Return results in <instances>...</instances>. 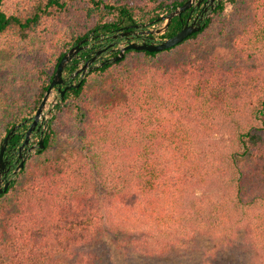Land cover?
<instances>
[{"label": "trees", "instance_id": "1", "mask_svg": "<svg viewBox=\"0 0 264 264\" xmlns=\"http://www.w3.org/2000/svg\"><path fill=\"white\" fill-rule=\"evenodd\" d=\"M187 1L0 0V38L18 51L0 50V71L7 62L12 69L0 82V142L36 113L81 41L156 21ZM228 6L250 19L236 39L242 57L169 66L167 55L184 45L231 34ZM187 15L163 38L178 34ZM101 89L111 100L94 106ZM56 111L35 174L0 196V264H111L94 245L111 233L124 235L128 262L161 264L200 238L232 245L242 232L264 264V0H222L200 32L89 72ZM65 130L78 133V147L54 159ZM29 170L25 163L19 176ZM222 243L213 248L219 257Z\"/></svg>", "mask_w": 264, "mask_h": 264}, {"label": "rangeland", "instance_id": "2", "mask_svg": "<svg viewBox=\"0 0 264 264\" xmlns=\"http://www.w3.org/2000/svg\"><path fill=\"white\" fill-rule=\"evenodd\" d=\"M223 17L226 21H235L234 25L232 24L231 27V34H229L224 39H219L215 36H206L203 43L199 46H193L191 45V43H188L187 45H184L183 47L177 49V51H174L172 54L167 55V59H170L168 65L171 66L173 64H180V62L189 63L195 60L194 58L196 57L211 58L219 62L224 61L228 58H241L242 52L236 48V39L240 34L241 29H243V27L247 24V22L250 21V19H247L243 15H240L239 11H237L232 6H228L226 8ZM157 24L155 25V28H160L164 26L165 23L163 22V25ZM156 36L163 37V35ZM0 50H6L7 56L10 57H13L18 54L17 49L11 44L7 43L5 38H0ZM21 64L22 60L19 61V65ZM11 71L12 69L10 67V63L7 62L0 71V82H2L3 77L9 75L8 73H10ZM64 76L67 77L68 74H65ZM78 82L79 80L76 81L74 84H77ZM29 90L33 92V86L30 87ZM112 95L113 92L102 89L97 90L94 96L92 97V102L94 106L105 105L111 100ZM57 98H59V93L57 92V90H54L51 94L46 109V116L49 119L47 128L50 124L51 119L57 113L56 107L61 103L60 102L58 105L52 107V104ZM34 115L30 118H33ZM59 138L60 139L58 141V144L56 145L55 149L51 154L54 159L62 158L67 154V152L78 147L77 132H72V130H65L60 133ZM39 140L40 136H35L33 141L37 145ZM1 144L2 143L0 142V147ZM36 153L37 151L26 160V163L30 168L26 175L20 177V174H18L13 181L18 180L20 178L19 181L23 184L24 182L32 178V176L35 174L36 167L40 162L39 158L35 157ZM10 204L13 207L14 201L10 200ZM15 211L16 207L14 206L11 209V212L15 213ZM243 238L244 235L242 232L241 235H239L236 239L232 241L234 242V244L232 245H227V242H224L225 244H223L219 239L216 238L214 240L200 238L196 242H194L189 248H187L186 253H180V258L175 257L174 259H169V261L171 262L164 261L161 264H203L207 261V259H210L216 263L222 261V264H260L261 260L258 255L254 258L253 253L248 251L247 246L245 245L244 247L242 245ZM125 242L126 239L124 235L111 233L106 235L105 237H102V239H100L94 245L96 249H98L104 255V257L109 256L111 258V264H132L131 262H128L129 255L127 254V250L125 249ZM218 242L222 243L220 245L222 246V248L220 249V257L219 255H216L217 250L213 251V248Z\"/></svg>", "mask_w": 264, "mask_h": 264}, {"label": "water", "instance_id": "3", "mask_svg": "<svg viewBox=\"0 0 264 264\" xmlns=\"http://www.w3.org/2000/svg\"><path fill=\"white\" fill-rule=\"evenodd\" d=\"M222 2V0H218V4H220ZM193 5V0H188L183 6L179 7L178 9H176L175 11L171 12L170 14L163 16L161 18H159L156 21L150 22L148 24H145L144 27H148L149 30L147 32L148 35H164L166 33V31L168 30L172 20L176 17H182V15L188 11L191 6ZM217 6L213 7L212 10L210 11V13L206 16L205 19L201 18L199 22H194L192 25H186L182 28V30L176 34L175 36L169 38V39H165L159 43H130L128 46L124 47L119 55L115 56L114 58L98 65V66H94V67H89V63H86L82 68H80L79 70H77L74 75H80L81 76V81L75 85H69L67 86L65 89H62L61 87L65 84V70L68 68V66H70L72 64V62H74L75 60H78L80 58V54L85 51L86 49H88V46H86V44L89 42V39H85L83 41H81L77 46H75L74 48H72L68 53L65 54V56L62 58V60L60 61V63L57 66L56 72L54 74V77L52 79V82L46 92V94L44 95V98L40 104V106L38 107L35 115L33 118H30L26 121H24L23 123L17 125L16 127H14L9 133L8 135L4 138L1 147H0V196L5 194L9 187L11 186L13 180L15 177H17V175L19 174V172L24 168V165L26 163V160L33 154L35 153L37 150H42L44 149V137L47 131V124L49 123V119L46 116V109H47V105L49 102V99L51 97V94L54 90H57V92L59 93V98L55 99V102L52 104V107L58 105L65 97L66 93L74 88V87H79L81 82L83 81V79L86 77V75L93 71L96 70L100 67H103L107 64L110 63H115L118 62L120 60H122L126 54V52L128 51H147V52H151V53H158V52H162L165 50H169L171 48H174L175 46H178L179 44H181L182 42H184L186 39H188L190 36L200 32L202 30V28L205 27L206 25V21L209 19V17L211 16L212 12L216 9ZM159 22H164V26L160 27V28H155V25ZM91 62L95 61V58L90 60ZM30 120H32V126L31 128L28 130L27 134H26V141L24 145H27L30 141V138L32 136V131L34 130V127L36 125H38V123L40 121H45V128L44 131L42 132L41 136H40V140L37 143V145L32 146L29 149V155L20 163V165L17 167V169L13 172L11 178H8V172L10 171V169H8L7 167V161H6V153L8 151V148L10 146V143L13 139V137L17 134L18 130H20L22 127H24Z\"/></svg>", "mask_w": 264, "mask_h": 264}, {"label": "flooded vegetation", "instance_id": "4", "mask_svg": "<svg viewBox=\"0 0 264 264\" xmlns=\"http://www.w3.org/2000/svg\"><path fill=\"white\" fill-rule=\"evenodd\" d=\"M218 0H193V5L191 8L186 11L188 12L186 21L183 23V27L188 25H192L195 21L199 22L201 18L205 19L206 16L210 13L213 7L218 6ZM181 7V6H180ZM217 8V7H216ZM185 12V13H186ZM149 28L144 27V25H127V26H120L117 30H114L109 35H100L97 37H92L89 39V42L86 44L88 49L83 51L80 54V58L76 61V69L73 73L68 74L65 78V84L61 87L65 89L67 86L74 84L76 81L81 80L80 75H74V73L82 68L86 63H89V67L98 66L115 56L119 55L120 51L128 46L130 43H159L165 38L158 37L156 35H148ZM94 62L90 60L94 59ZM32 120H30L25 126H27V130L23 134V140L21 144L17 147H13L8 149L6 153V161L7 167L10 169L8 172V178L12 177L13 172L17 169L20 163L29 155V149L32 146H35L34 137L41 136L44 128L46 126L45 121H40L38 125L34 127L32 131V136L30 141L27 145L25 144L26 141V134L28 130L32 126Z\"/></svg>", "mask_w": 264, "mask_h": 264}]
</instances>
